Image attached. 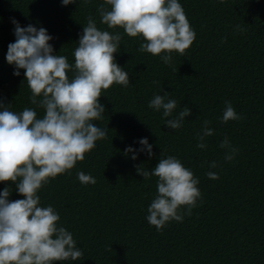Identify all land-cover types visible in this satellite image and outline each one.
Returning <instances> with one entry per match:
<instances>
[{
    "label": "trees",
    "instance_id": "trees-1",
    "mask_svg": "<svg viewBox=\"0 0 264 264\" xmlns=\"http://www.w3.org/2000/svg\"><path fill=\"white\" fill-rule=\"evenodd\" d=\"M179 2L196 39L183 56L173 52L165 64L161 56L139 51L146 42L142 36L129 37L122 28L100 22L104 0L66 6L62 0H0V102L10 111L27 107L38 118L45 114L30 102L25 70L14 75L15 66L6 60L8 45L16 40L13 20L21 27L47 29L54 54L70 64L88 17L100 30L123 37L114 55L130 83L102 91L105 113L93 121L107 129V138L98 140L70 174L50 179L37 193L40 206L51 205L59 213L58 226L73 234L83 252L80 260L55 264H264V0ZM155 95L177 101L172 117L149 107ZM226 101L241 119L222 122ZM185 106L191 114L182 127L169 128L165 120ZM205 120L214 134L204 138L202 149L198 134ZM142 138L152 145V156L139 151ZM225 138L237 149L231 161L225 160L230 149L220 147ZM129 146L137 150L135 160L125 154ZM168 156L199 179L201 198L190 216L157 231L147 221V210L158 194V178L144 180L137 166L151 172ZM81 171L96 183L82 184ZM209 171L219 179L208 178ZM6 187L10 201L24 198L15 183L0 182V192Z\"/></svg>",
    "mask_w": 264,
    "mask_h": 264
},
{
    "label": "clouds",
    "instance_id": "clouds-1",
    "mask_svg": "<svg viewBox=\"0 0 264 264\" xmlns=\"http://www.w3.org/2000/svg\"><path fill=\"white\" fill-rule=\"evenodd\" d=\"M70 3L76 0H62L65 6ZM104 5H109L110 10ZM98 11L102 24L110 29L122 28L129 37L142 36L146 42L139 51L161 56L165 64L171 63L173 52L183 56L196 39L179 0H104ZM87 20L74 50V64L66 56L54 54L47 29L31 24L21 27L13 20L16 40L9 43L6 60L15 66L14 75H20L19 69L25 70L32 93L30 102L43 108L45 114L38 118L36 110L27 107L17 113L0 102V182L15 183L24 197L10 201V188L0 192V264H55L83 257L73 234L58 226L59 213L51 205L40 206L37 193L50 179L70 174L98 140L107 138V129L93 123L105 113L100 102L102 91L113 84L127 87L130 83L127 71L114 55L120 49L122 35L100 30L91 16ZM70 71L74 72L71 79ZM225 104L222 122L241 119L230 102ZM149 107L162 110L163 117L168 118L173 116L177 101L155 95ZM190 114L191 109L185 106L165 124L179 129ZM209 123L205 120L203 132L198 134L199 148H205L204 138L214 134ZM139 143V151L153 155L147 138ZM220 147L230 149L225 160L231 161L237 149L227 138ZM124 151L126 155L132 153V159L137 158V150L131 146ZM210 167H217L216 162ZM137 172L146 181L152 176L158 178V194L147 210V221L157 231L170 221L182 222L184 215L192 214L201 198L199 179L177 157L161 158L151 172L137 166ZM206 175L219 179L216 172ZM77 176L82 184L96 183L93 176L82 171ZM182 208L186 211L182 212Z\"/></svg>",
    "mask_w": 264,
    "mask_h": 264
}]
</instances>
